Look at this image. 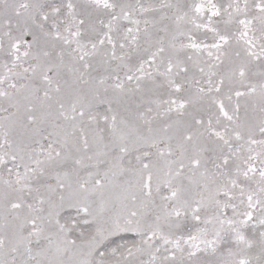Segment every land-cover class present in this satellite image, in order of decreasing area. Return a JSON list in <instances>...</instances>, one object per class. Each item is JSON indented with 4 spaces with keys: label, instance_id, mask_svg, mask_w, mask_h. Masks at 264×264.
<instances>
[{
    "label": "snow or ice",
    "instance_id": "snow-or-ice-1",
    "mask_svg": "<svg viewBox=\"0 0 264 264\" xmlns=\"http://www.w3.org/2000/svg\"><path fill=\"white\" fill-rule=\"evenodd\" d=\"M0 264H264V0H0Z\"/></svg>",
    "mask_w": 264,
    "mask_h": 264
}]
</instances>
